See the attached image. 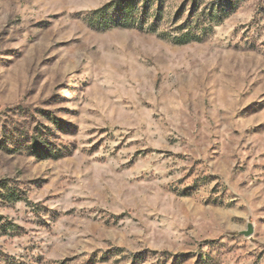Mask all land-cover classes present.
Segmentation results:
<instances>
[{"label":"rangeland","instance_id":"374dc122","mask_svg":"<svg viewBox=\"0 0 264 264\" xmlns=\"http://www.w3.org/2000/svg\"><path fill=\"white\" fill-rule=\"evenodd\" d=\"M0 264H264V0H0Z\"/></svg>","mask_w":264,"mask_h":264},{"label":"trees","instance_id":"16d2710c","mask_svg":"<svg viewBox=\"0 0 264 264\" xmlns=\"http://www.w3.org/2000/svg\"><path fill=\"white\" fill-rule=\"evenodd\" d=\"M118 4H120V3H123L122 1H119V2H117ZM109 6V5H108ZM120 6V5H119ZM131 7H132V5L131 4H127V6H125V10H127L126 12H128V10H131ZM106 8V7H105ZM105 8L104 9H101V10H98V11H96V12H94L93 13V15H98L99 13H102V12H104V10H105ZM200 40V38H198V37H196V36H191L190 34H186V33H184V34H181V35H179V36H176L175 38H173L172 39V41L175 43V44H179V45H184V44H188V43H190V42H193V41H199ZM37 145H38V142H37V140L36 141H34L33 143H32V146H33V148H36L37 147Z\"/></svg>","mask_w":264,"mask_h":264}]
</instances>
